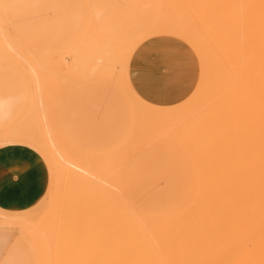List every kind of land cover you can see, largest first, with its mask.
<instances>
[{
  "label": "rangeland",
  "instance_id": "1",
  "mask_svg": "<svg viewBox=\"0 0 264 264\" xmlns=\"http://www.w3.org/2000/svg\"><path fill=\"white\" fill-rule=\"evenodd\" d=\"M1 1L0 43L4 47L5 43H9L7 46L18 48L16 39L13 40V36L16 35L24 44L23 49L20 48L21 54L22 50L26 51L23 54L27 53L29 56L32 54L30 50L51 53L53 48L48 49L41 44L47 40L48 36H54L57 29L64 31L61 35L62 40L68 32L71 33V44L74 45L67 50L54 53L55 55H65L69 52L72 54L59 67H55L50 61V63L47 62L45 58L32 60L24 58L25 55L23 58L19 55L18 59V56L13 58L0 52V145L17 142L29 146L38 153L45 169V187L34 204L20 210L0 208V214L8 215L11 220V225L0 222V235L5 234L6 240L14 235L18 238L23 236L26 244L29 245L27 248L36 257V264L38 259L39 264H130V251L127 250L130 248V242L123 240L124 235L120 234V228H124V220L130 216V211L124 204L119 203L110 210V214L115 215L116 220H112L110 215L104 217L103 214L107 215L108 212L102 211L107 208L111 197L109 194L97 192L90 183L97 185L94 181L98 179L96 174L104 173L102 178L105 181L104 185L109 183L116 194L126 198L140 213L144 214L142 211L151 214L161 212L182 197L188 184L176 183L170 190L161 194L160 200L149 198L145 200L149 202L148 204L138 205L131 198V190L136 185L133 174L135 173L137 177L140 174L138 163L134 172H130V184H128L127 173L133 161L144 151L154 148L165 149V153L148 156V159L153 160L154 163H159L145 164L151 170V174L156 176L157 171L167 173L179 163H184L188 165L194 193L196 189L198 193L188 206L176 215L152 217L144 214V216L165 221L179 218L185 213H194L198 205L204 203V194L199 196V193L208 188L209 175L206 172L202 175L201 171L203 172L204 168L201 169L195 165L190 156L188 157L191 160L180 151L158 143L153 136L172 133L181 140L199 137L214 119L212 114L218 99H225L224 102L229 104L230 110L234 107L228 98L235 97V84L227 73V69H224L221 60H216L212 55L207 54L206 50L197 48L181 30L184 19L194 15L191 6H194L196 2L156 0L155 18L146 32L131 39L111 36L113 38L111 41L108 39L102 45H97L96 30L84 38L91 20H94L91 15L89 21V11L85 0H68L69 5L62 4L66 0H12L10 6V0ZM207 2L205 0V6ZM47 5L53 12L62 14V17L58 14L54 22H51L52 18L50 23L45 18L37 20L32 17L37 8L41 10ZM91 6L90 4V8ZM84 8L86 9L83 10ZM82 13L86 14L84 24L78 23L80 18H77L81 17ZM81 19L83 20V17ZM174 20L177 21L176 26L171 24ZM78 26L86 30L81 38V33L74 31V28ZM58 36L60 37V34ZM5 38L8 41H5ZM62 44L64 45V42L60 45ZM129 55L148 59L142 67L144 71H150L146 74L147 79L141 78L140 83L136 81V75L140 70L130 66V59L127 65ZM21 59L26 63L19 62L22 61ZM83 63L88 64L87 67H82ZM30 65H35L36 72L31 70ZM126 67L134 85L141 89L150 88V83L160 84V87L164 86L165 90L168 89L166 72L182 76V80H188L191 87L181 102L165 108L164 106L155 107L140 99L130 87L129 96L135 113L133 124L129 115L130 110L127 113L128 99L113 87H103V83L100 82L107 81L127 92L119 85L125 83ZM34 75L41 76L40 78L43 79L39 86L35 85ZM97 81L100 83L95 89L88 88L89 90L87 89L88 91L86 90L83 95L89 96L92 92L96 93L95 100L98 101L107 97V94H111L116 102L113 99L108 106L104 104L105 101H102L104 104L102 106L94 101L88 105L97 116L101 111L107 112L106 123L100 127L102 134L93 132L88 136L80 134L84 110L81 107V101H78V92L81 91L79 90L81 85L85 83L93 85ZM143 96L147 98L149 95ZM120 109L125 111V118L120 117L118 112ZM233 110H237L236 105ZM87 112L91 114L90 111ZM122 120L126 122L127 129ZM69 138L74 142L72 143ZM51 140L57 151L54 150ZM173 150L178 154L170 153ZM58 152L64 160L60 159ZM144 158L139 157L140 160ZM82 169H86L87 174ZM89 174L90 179L87 177ZM91 175H95L96 179ZM143 176L140 186L147 190L146 185L150 177ZM172 194L181 196L173 200L169 197ZM87 195L88 198H85ZM23 222L38 230L43 243V253L29 236L14 226V223L22 224ZM158 233L156 230L148 231V234L152 236ZM23 234L32 241L34 247ZM1 254L2 251L0 257ZM138 255L137 253L132 259L140 260ZM9 261L14 263L16 257H10Z\"/></svg>",
  "mask_w": 264,
  "mask_h": 264
},
{
  "label": "bare ground",
  "instance_id": "2",
  "mask_svg": "<svg viewBox=\"0 0 264 264\" xmlns=\"http://www.w3.org/2000/svg\"><path fill=\"white\" fill-rule=\"evenodd\" d=\"M192 1L196 2L191 6L194 15L184 19L181 30L197 48L221 60L235 84V97L228 100L237 110L234 107L230 110L221 98L214 106V119L201 136L181 140L168 133L156 137L158 143L173 145L186 153L195 165L204 168L202 175L205 172L209 175L208 188L199 193L204 194L203 205H198L192 214L158 221L145 218L126 198L116 194L109 183L105 186L104 173L102 177L95 173L98 179L91 175L97 185L94 182L90 185L111 197L102 211L108 212L107 215L101 213L104 217L110 215L116 220L110 210L119 203L130 211L124 228H120V234L124 235L121 238L130 242L127 249L130 264H264V0H207L206 6L205 0ZM176 23L174 20L171 24ZM13 37L19 47H9V43L4 47L0 43V52L23 58L26 51L21 54L20 48L24 46ZM96 39L104 43L112 38L101 32ZM30 54L26 53L24 58H45L57 64L50 56L32 51ZM34 66L30 68L36 72ZM35 77V85L39 86L43 79ZM51 144L57 151L52 140ZM58 155L64 160L59 152ZM82 171L87 174L86 169ZM0 216L1 223L11 225L8 215ZM14 224L43 251L37 229L26 222ZM153 230L159 233L149 235L148 231ZM137 253L140 260L136 261L132 258Z\"/></svg>",
  "mask_w": 264,
  "mask_h": 264
},
{
  "label": "crops",
  "instance_id": "3",
  "mask_svg": "<svg viewBox=\"0 0 264 264\" xmlns=\"http://www.w3.org/2000/svg\"><path fill=\"white\" fill-rule=\"evenodd\" d=\"M11 1L12 0H10L9 6L11 4ZM85 1L87 3L88 11H89V21L91 15L94 20H91V24L89 25L88 29L86 28L87 29V31L85 30L86 33L83 30V28H81V26L74 28L75 32H78L79 34L81 33L80 38L83 36L84 33H85L84 38L87 37L90 33H92L93 30L97 31L98 36H100L101 32H104L109 37L112 36L119 39H131L138 37L149 29L150 25L154 21L156 9H157L156 0H89L90 3L88 2V0ZM62 4L69 5L70 1L68 0L63 1ZM90 4L92 5L91 8H90ZM85 9L86 8H84L83 10ZM69 13L70 12L68 10V14ZM58 14L59 17H62V14L53 12L51 7L47 5L41 10L37 8L36 11L33 13L32 17L37 20H41V18H45L46 20L49 21L48 23H50L52 18L53 20L51 22H54L55 17H57ZM82 17L83 20L81 19ZM77 18H80L78 23L80 24L86 23V14L82 13L81 17L78 16ZM63 32L64 31H62L61 29L60 30L57 29L55 32L56 34H54V36H48L47 40L41 44L48 47V49L53 48V52L51 53L42 52L41 50L40 51L30 50V52L32 51L34 53L55 58L56 63L59 64L58 65L53 63L55 67H59L60 65L64 64L65 61L67 60L65 59V56L67 54H69V56L72 55L71 52L65 55H55L54 53L67 50L70 47H72L74 44H71L72 35L69 32L64 36L62 40L61 35L63 34ZM12 34L14 33L12 32ZM58 34H60V37L58 36ZM14 36L16 37V35ZM62 42H64V45L63 44L60 45ZM95 43L97 45L98 44L102 45L103 41L96 39ZM60 46H64V47H60ZM129 59H130V66L134 67V69L138 68V70L142 72L141 73L139 71V73H137L136 81L140 83L141 78L144 77L147 79L146 74L150 70L147 72L144 71L142 65H144V63H146L148 59H140L139 57L136 56L130 57L129 55V57H127V65ZM85 62L87 63V61ZM86 63H83L82 67H87L88 64ZM185 81L186 80H182V76L180 75L166 72V83L167 85H169L168 89L165 90L164 86L160 87V84L155 85L152 83L149 84L150 88L141 89L134 85L131 79V74H129L127 69L125 76V83L119 84L118 82L113 81L118 83L123 88H125L127 92L124 91L121 87L111 84L107 81H100V82L103 83L102 84L103 87L107 88L106 86H110L115 88L116 91H119L120 93L124 94L123 96H125L129 101V108L127 107L128 109L127 113L130 110L129 115L134 124L135 113H134V106L129 96L130 87L132 92L135 93L140 99L152 104L155 107L164 106L163 108H165V107H172L178 104L188 94L191 85L188 83V80L186 81V83ZM100 82L97 81L93 85H89L88 83H85L84 85H81L79 87V90L81 91L78 92L79 93L78 101L79 102L81 101L80 102L82 104L81 107L84 110L82 114L83 116L81 118L82 129L80 131V134L82 133L88 136L93 132H96L98 135L102 134L100 127L101 125H104L106 123L105 118L107 117V112L101 111L99 116H97L91 111V109H89L88 105L91 102L95 101V103L100 104L102 106L104 104H107L109 106L110 101H113L114 97L111 94H107V97H104V99L96 101L95 100V98L97 99V97H95L96 93L92 92L91 93L92 96L91 94L89 96L83 95V93L88 88L95 89L97 84ZM144 93H146L149 96L145 98L143 95L146 94ZM114 100L116 102V99ZM102 101H105V103L102 104ZM87 111H90L91 114H89ZM118 112H120L119 115L121 118H125L126 113L123 109H120V111ZM102 118H104V120H102ZM122 123L125 127L126 122L122 120ZM121 128H123V126ZM125 129L127 128L125 127ZM155 137L156 136L154 135L153 138ZM70 141L72 143L74 142L71 139ZM160 144L176 149L181 153H183V155L186 158H189L186 155V153H184L183 151H181L180 149L176 148L173 145L165 144V143H160ZM160 152L165 153L166 150L161 148H154L144 151L133 161L134 163L131 165V167H129L127 173L128 184H130V172L131 171L134 172L137 163H138V170L140 173L138 174L139 177H137L135 173L133 174L135 176L133 181L136 185L134 189L131 190V198L135 200L138 205H145L149 203L145 201L149 198L150 200L152 199L160 200L161 194L163 192H166L167 190H170L172 186L176 183L179 182L187 183L188 185L182 197L177 201H174L171 207L156 214L146 213L141 210L144 214L152 217H168L180 213L183 209H185L188 206L192 198L194 196L196 197L198 191V189H196V192L194 193L195 190L190 183L191 179L189 176L188 165L184 163L181 164L179 163L167 173H163V171H157L156 176L151 174V170L149 169V167L147 168L145 164L146 163L157 164L158 162L154 163L153 160L148 159V156H150L151 154L156 155ZM170 153H172L173 155L178 154L174 150L170 151ZM141 156L145 158L140 160L139 157ZM143 175L150 177V181L147 182L146 185L148 187L147 190H144L140 186L141 185L140 180L144 177ZM44 187H45V169L43 167L41 159L39 158L38 153L35 152V150H33L32 148H30L25 144H19L17 142H8L0 145V208L10 209V210H20L26 208L34 204L40 198L44 190ZM129 193H130V189H129ZM174 194L169 196L173 200H176L181 196L180 194L178 196H175ZM4 235L5 234L0 235V252L2 251L0 257V264H36V257L35 255L33 256L32 251L27 248L29 245L26 244V240L23 238V236L21 238H18L17 236L14 235L11 236V239L9 240L7 239L8 240L7 241L6 238H4ZM24 236L26 237V239L28 238L26 235ZM27 240L31 245L33 244L29 238ZM10 257H16V261L14 263L10 262L9 261ZM38 264H39V259H38Z\"/></svg>",
  "mask_w": 264,
  "mask_h": 264
}]
</instances>
